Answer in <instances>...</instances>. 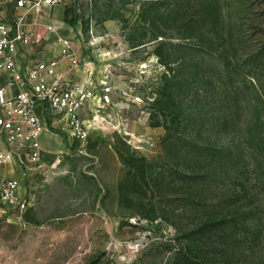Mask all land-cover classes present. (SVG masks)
<instances>
[{
  "label": "rangeland",
  "instance_id": "rangeland-1",
  "mask_svg": "<svg viewBox=\"0 0 264 264\" xmlns=\"http://www.w3.org/2000/svg\"><path fill=\"white\" fill-rule=\"evenodd\" d=\"M50 16L82 34L119 129L45 137L32 205H0V264H264V0H65Z\"/></svg>",
  "mask_w": 264,
  "mask_h": 264
},
{
  "label": "built area",
  "instance_id": "built-area-1",
  "mask_svg": "<svg viewBox=\"0 0 264 264\" xmlns=\"http://www.w3.org/2000/svg\"><path fill=\"white\" fill-rule=\"evenodd\" d=\"M10 1L19 12L10 20L0 15V205L22 214L33 202L26 181L43 167L41 138L59 132L80 142L102 122L109 125L99 111L112 88L80 63V31L64 35L52 22L50 10L65 0Z\"/></svg>",
  "mask_w": 264,
  "mask_h": 264
},
{
  "label": "crops",
  "instance_id": "crops-1",
  "mask_svg": "<svg viewBox=\"0 0 264 264\" xmlns=\"http://www.w3.org/2000/svg\"><path fill=\"white\" fill-rule=\"evenodd\" d=\"M19 12V9H16L15 7V3L13 1L10 0H0V15L2 16V18L6 19V20H10L14 17L15 14H17ZM52 22L56 23L58 22L57 19H54V17H51ZM62 134V133H60ZM45 137H48L46 135H44L41 138V143H42V159H41V163L42 166L44 165V159H47V155H45V153L48 151L46 149V147H44V140H46ZM45 157V158H44Z\"/></svg>",
  "mask_w": 264,
  "mask_h": 264
},
{
  "label": "trees",
  "instance_id": "trees-1",
  "mask_svg": "<svg viewBox=\"0 0 264 264\" xmlns=\"http://www.w3.org/2000/svg\"><path fill=\"white\" fill-rule=\"evenodd\" d=\"M58 134H60V133L58 132Z\"/></svg>",
  "mask_w": 264,
  "mask_h": 264
}]
</instances>
